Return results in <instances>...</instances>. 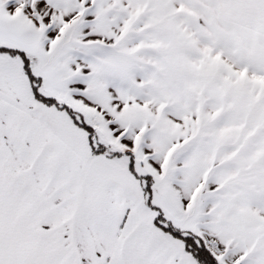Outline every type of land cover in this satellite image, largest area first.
Returning a JSON list of instances; mask_svg holds the SVG:
<instances>
[{
    "label": "snow or ice",
    "instance_id": "snow-or-ice-1",
    "mask_svg": "<svg viewBox=\"0 0 264 264\" xmlns=\"http://www.w3.org/2000/svg\"><path fill=\"white\" fill-rule=\"evenodd\" d=\"M0 264H264V0H0Z\"/></svg>",
    "mask_w": 264,
    "mask_h": 264
}]
</instances>
